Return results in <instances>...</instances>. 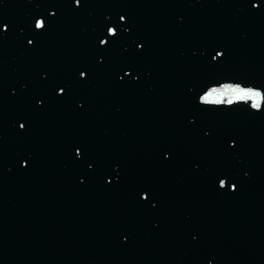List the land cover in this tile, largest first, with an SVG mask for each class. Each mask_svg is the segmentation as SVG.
I'll return each mask as SVG.
<instances>
[{
	"label": "water",
	"instance_id": "1",
	"mask_svg": "<svg viewBox=\"0 0 264 264\" xmlns=\"http://www.w3.org/2000/svg\"><path fill=\"white\" fill-rule=\"evenodd\" d=\"M218 75L264 85V0H0V264H264V110L195 111Z\"/></svg>",
	"mask_w": 264,
	"mask_h": 264
},
{
	"label": "snow or ice",
	"instance_id": "2",
	"mask_svg": "<svg viewBox=\"0 0 264 264\" xmlns=\"http://www.w3.org/2000/svg\"><path fill=\"white\" fill-rule=\"evenodd\" d=\"M77 6L81 5V0H75ZM254 8H259V4H253ZM56 13H50V16H55ZM121 21L125 20V16L121 15L119 17ZM8 24H3V30L6 32L8 30ZM50 27V23H46L43 17L35 19L34 28L39 30L40 34H43L46 29ZM120 35L117 27L107 26L106 35L99 38V44L105 49L108 48L110 43H115L116 38ZM111 38V39H109ZM29 45L33 44V40L29 39L27 41ZM138 47L142 50L143 45L140 44ZM225 52L221 50L215 51V54L211 56V61L219 64L223 61ZM219 58V59H218ZM124 72V76L133 79L134 81H139V76L134 75L136 72V66L134 64H129L121 69ZM89 69H81L78 72L79 77L86 78L89 75ZM124 76L120 77V80L123 81ZM58 95H68L69 89L67 85H57L56 86ZM36 103L43 106L44 101L37 99ZM191 103L194 107V110L201 114H216V113H229V112H239L244 111L245 106L251 110H255L257 113H260L264 110V85H253L247 80L239 79L232 76L218 75L210 76L200 87L199 92L196 97L191 100ZM25 122L19 124V128L25 129ZM229 147H236L235 139L226 141ZM75 155L77 157L85 156V150L83 147L75 148ZM165 157H168V153H165ZM22 166L27 167L28 161H22ZM88 167L91 168L93 165L88 164ZM218 187L220 189L231 188L232 191L237 189L235 183L230 184V177L228 174H223L218 178ZM149 189H144L140 192V198L144 201L149 200ZM155 205H153L154 207Z\"/></svg>",
	"mask_w": 264,
	"mask_h": 264
}]
</instances>
